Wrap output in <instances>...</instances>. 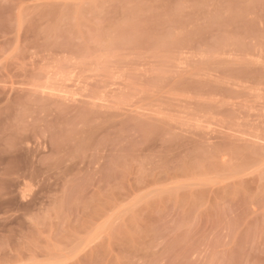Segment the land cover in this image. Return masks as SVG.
<instances>
[{"label":"rangeland","instance_id":"rangeland-1","mask_svg":"<svg viewBox=\"0 0 264 264\" xmlns=\"http://www.w3.org/2000/svg\"><path fill=\"white\" fill-rule=\"evenodd\" d=\"M0 264H264V0H0Z\"/></svg>","mask_w":264,"mask_h":264}]
</instances>
